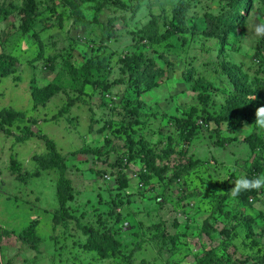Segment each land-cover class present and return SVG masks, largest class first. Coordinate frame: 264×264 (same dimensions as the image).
Returning a JSON list of instances; mask_svg holds the SVG:
<instances>
[{"label":"rangeland","instance_id":"1","mask_svg":"<svg viewBox=\"0 0 264 264\" xmlns=\"http://www.w3.org/2000/svg\"><path fill=\"white\" fill-rule=\"evenodd\" d=\"M54 1L58 4L49 11L44 5L33 9L36 17L26 31L16 11L1 13L0 53L11 58L15 69L0 78V110L23 116L0 129V264H264V198L257 202L254 195L232 198L230 193L239 176L264 174V152L254 168L258 151L243 140L256 127H239L234 134L214 118L233 90L214 71L217 59L239 65L251 83L264 81V71L251 58L258 38L254 27L264 17L249 12L219 58L216 41L196 29L208 31L211 16L227 9V0H144L135 15L123 12L127 20L111 28V37L103 29L113 16L108 10L100 13L99 23H92L86 10L87 20L80 23L60 0ZM179 1L189 4L179 22L185 29L179 36L188 40L182 48L170 52L164 42L137 41L130 34L149 22L158 25L150 26L152 33L163 31V12ZM151 47L171 65L153 77L148 89L137 82L128 85L126 64L133 65L138 52ZM105 51L110 60L95 77L111 84L110 91L86 84L80 92L81 77L75 82L64 61L80 76L93 69L82 66L95 63ZM189 63L205 81L184 80ZM202 81L208 113L194 89ZM47 83H56L58 91L34 101L31 85ZM140 101L144 104L134 116L112 107ZM135 116L142 121L134 122ZM140 138L162 156L156 165L163 169L139 184L136 172L142 163L136 159L127 170L130 185L117 194L111 164ZM46 140L62 155L58 166L50 164ZM82 147H102L107 154H71ZM64 178L71 186L67 210L72 216L54 224ZM241 226L253 233L245 237L248 229ZM25 228L37 246L18 239ZM87 243L90 250L82 246Z\"/></svg>","mask_w":264,"mask_h":264},{"label":"trees","instance_id":"2","mask_svg":"<svg viewBox=\"0 0 264 264\" xmlns=\"http://www.w3.org/2000/svg\"><path fill=\"white\" fill-rule=\"evenodd\" d=\"M60 1L62 2L63 6L67 7L70 15L76 17V20L80 23L84 22V19L87 20L84 13L86 10H88L92 14L90 18V21L92 23H99L100 13H102L103 10H108L110 13H112L113 16H108L107 24L105 25V27H103V29L107 33L106 36L109 37H111V28L115 24H117L118 22H126L127 19L125 15L123 16V12L130 10L131 15H135L136 11L138 12L142 9L141 4L145 2L144 0ZM190 1L192 0H189V2ZM181 2H177L175 5L171 6L163 12L162 15L164 19H167L165 21L163 20L162 22L164 28L163 31L155 30V32L152 33L151 27L157 29L158 25L154 22H149L148 24L143 26V28L141 27L137 31H130V34H132V36H138L136 38L137 41H141L143 39V41L145 42V39L149 38L150 41L155 42L156 45H160V43L164 42V46L167 45L168 51L170 52L171 48H182L188 42V40L181 35L179 36V33L182 34V32L185 31V29L181 28V23L179 22L181 20V17L183 16V12L188 9L189 4L184 3V5L182 6ZM57 4L54 0H21V5L16 3L15 0H0V18L1 13H3L4 16H7L10 13L16 11L15 15L21 20L20 27L26 31L29 26H31L32 22H34L33 20L36 17L33 9L39 7L40 5H44V9L51 10ZM226 5L227 9L220 10L218 14H214L211 16L210 21H212V24L208 31H199L196 29L198 33H205L206 37L213 38L216 41V50L218 52L219 58L225 51L227 45L231 44L229 39L234 34L235 29L239 26H242V23L247 18L246 16H248L249 12H254L256 14V17L259 19H262L264 17V0H227ZM117 12L118 14H116ZM154 17L155 16H153V18ZM193 28L195 29V25H193ZM143 32L145 33V36H142ZM191 33H193V31H191ZM157 54L158 52L156 48L152 47L150 49L140 50L133 60V65L130 66L129 63L126 64L127 76L125 79L127 80L128 85L133 82L144 84V88L141 89L145 90L148 89L152 84H155V82L152 81L155 75H163V72L165 74L166 68L171 64L167 61H164L163 59H160L159 57H156ZM37 55V59L41 58V54ZM156 58H159L160 60L157 61ZM251 58L256 63V65L259 66L262 71H264V37H258L254 42ZM109 60L110 58H108L105 51V55L101 54L100 56H98L95 63L92 64L91 62H89L85 66L83 65L82 70H87L89 67H93V69L81 73L80 76H77L78 71L73 68L70 61L65 60L64 62L69 66V69L73 74L74 81L77 79L75 82H78L79 77H81V82L79 83V85H77L80 92H82V89L86 84H91L92 86H94V88H102L106 92H109L111 84L105 82L99 77H95L96 70L100 71V69L104 68V66L108 64ZM189 66V68L183 70L182 72V76L184 77V80L186 82H190L193 78H196L197 81L204 80L203 78L199 79L198 76H195V67L191 63H189ZM14 69L15 68L12 67L11 58H7L6 55L0 53V78L13 73ZM214 71L221 72V74H219L228 79L230 84L233 86V90L228 91L226 94V97L224 99V106L216 112L214 118L217 122L224 123L226 129L234 134H237V129L239 127H243V122H246L249 126L253 125L254 127H256V130L244 136L243 140L244 142H247L249 144L252 151H258L257 155L252 161V163L254 164L253 167L258 168L260 157L264 152V129H262L260 133L257 132V129L260 128L255 123L254 110L255 107H257L260 103H264V81L257 80L254 83L249 82L248 75L244 70L240 68L239 65L221 59H217V64L216 68H214ZM204 81L200 82L198 86H194V89L198 91L197 98L201 102L200 105L202 106V110L205 111V113H208V108H206V105L209 103L210 99L207 94L203 93V89L206 87ZM57 87L58 86L56 83H47L41 87L31 85L30 94L34 101H39L45 96H51L56 93L58 91ZM256 95L258 96V100L253 101L251 97ZM143 104L144 103L140 101L137 103V105L131 107L127 103L123 102L119 107H115L114 105H112V107H114V109L117 111L119 108L120 111L123 110L122 112H128L130 116H134V113H136L138 108L143 106ZM2 110H0V129L3 128L6 124H10L16 118H20L23 116V113L21 112H4ZM134 120V122L137 123V121H142V117L135 116ZM188 123H191V121L188 120ZM29 131L32 134V131ZM232 138H236V135H234ZM46 141L49 153L51 152V156H53L52 158L50 157V159H52L50 164L56 162V165L58 166L57 160H59L62 155H59L55 152L54 143L52 141ZM131 142V148L120 152V154H117L114 162L111 164L114 170L111 169L109 173H114L113 175L116 183L115 189L117 188V190L118 188L125 189L130 185V180L127 176V170L129 169L131 163H133L136 159L142 163V166H140V169H138L136 172L138 179L137 183L139 184L143 185L145 183H149L151 181V175L158 174L163 169V166L160 167L156 165L157 159L162 160V156L150 150L141 138L137 141L131 140ZM75 152H91L95 154L96 157L107 154H104L102 147H82L79 150H73L71 154ZM63 164L64 162L61 161V168H63ZM97 173H100V171L97 170L96 174ZM109 173H105L106 176L107 174L109 175ZM62 180L67 184L62 183V187L58 188L57 190L58 200L61 205L59 207V211L52 214V222L54 224H59L62 220L65 219L68 221L72 216L70 211L67 210V203L73 199L70 182L65 178ZM149 185L150 186H148V189H152L153 185ZM119 192L120 191L118 190L117 194ZM250 195H254L256 201L259 202L264 198V189H260L258 191H245L239 194L240 197L244 198ZM241 227L244 230L248 229L244 232L245 237L253 233L249 232L250 227ZM89 232L90 230H87V234ZM26 233L28 232H26L25 228V232L17 234L18 239L22 241V243L29 244L32 247L37 246L35 245L36 238H34V236H31L30 239L28 237L30 233ZM32 233L33 231L31 232V234ZM100 238H102V240H100V243L102 244L104 236H100ZM89 245L90 243H87V245L82 246H85L88 248V250H90L91 246ZM94 248L95 247L93 246V249ZM127 264L132 263L128 261Z\"/></svg>","mask_w":264,"mask_h":264},{"label":"clouds","instance_id":"3","mask_svg":"<svg viewBox=\"0 0 264 264\" xmlns=\"http://www.w3.org/2000/svg\"><path fill=\"white\" fill-rule=\"evenodd\" d=\"M254 32L258 37H264V20H261L254 27ZM253 101L258 100V96L251 97ZM255 123L260 129H264V103H260L254 110ZM248 124L243 122V127ZM264 189V174H259L249 178L246 175L239 176L230 188L232 198L239 196L241 192Z\"/></svg>","mask_w":264,"mask_h":264}]
</instances>
